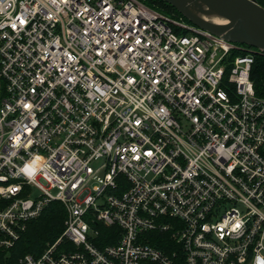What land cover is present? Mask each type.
<instances>
[{"label": "built area", "instance_id": "1", "mask_svg": "<svg viewBox=\"0 0 264 264\" xmlns=\"http://www.w3.org/2000/svg\"><path fill=\"white\" fill-rule=\"evenodd\" d=\"M257 53L144 0H0V260L59 202L60 237L14 264H174L151 232L264 264Z\"/></svg>", "mask_w": 264, "mask_h": 264}, {"label": "trees", "instance_id": "2", "mask_svg": "<svg viewBox=\"0 0 264 264\" xmlns=\"http://www.w3.org/2000/svg\"><path fill=\"white\" fill-rule=\"evenodd\" d=\"M145 3L158 10L161 13L181 18L190 23L182 14H180L172 5L163 0H144ZM259 5L264 7V0H257ZM245 47L246 46L244 45ZM251 80L254 84V89L258 97L264 98V54H255L254 63L251 70ZM67 218V213L63 205L59 202L50 203L42 215L33 221L27 231L24 233L17 246L11 250V255L7 262L0 260V264H14V262L26 255L32 254L39 256L48 243H54L64 231V223ZM112 229L103 228L102 232L107 234ZM151 237L150 244L162 249L166 253L171 254L178 251L179 254L174 264H186L185 256L180 251V246L171 238L169 233L151 232L148 234ZM2 253L0 252V257Z\"/></svg>", "mask_w": 264, "mask_h": 264}, {"label": "water", "instance_id": "3", "mask_svg": "<svg viewBox=\"0 0 264 264\" xmlns=\"http://www.w3.org/2000/svg\"><path fill=\"white\" fill-rule=\"evenodd\" d=\"M172 5L191 24L226 40L246 45L264 54V7L257 0H163ZM203 6L225 24L200 17Z\"/></svg>", "mask_w": 264, "mask_h": 264}, {"label": "bare ground", "instance_id": "4", "mask_svg": "<svg viewBox=\"0 0 264 264\" xmlns=\"http://www.w3.org/2000/svg\"><path fill=\"white\" fill-rule=\"evenodd\" d=\"M200 17L203 19L216 23V24H225L226 22L223 21L222 19L218 18L214 13L210 12L206 7L203 6V11L202 13L198 12L197 13Z\"/></svg>", "mask_w": 264, "mask_h": 264}, {"label": "rangeland", "instance_id": "5", "mask_svg": "<svg viewBox=\"0 0 264 264\" xmlns=\"http://www.w3.org/2000/svg\"><path fill=\"white\" fill-rule=\"evenodd\" d=\"M52 194H56V190H51ZM40 196V192L38 190H34L33 197L37 198Z\"/></svg>", "mask_w": 264, "mask_h": 264}]
</instances>
